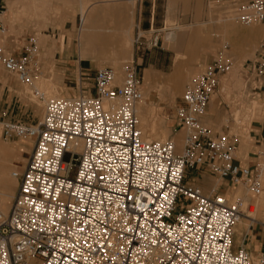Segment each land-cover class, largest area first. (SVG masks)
Masks as SVG:
<instances>
[{"label":"built area","instance_id":"2783aa9c","mask_svg":"<svg viewBox=\"0 0 264 264\" xmlns=\"http://www.w3.org/2000/svg\"><path fill=\"white\" fill-rule=\"evenodd\" d=\"M233 1L242 25L264 23V0ZM143 38L136 34V48L158 47V34ZM0 67L44 101L36 124L1 122L5 140L30 139L32 148L12 172L17 191L7 214L0 212V264H264V252L234 246L242 198L205 196L184 180L187 169H206L252 196L264 192L263 162L238 166L237 137L212 136L201 122L233 69L224 49L184 86L175 109L180 154L171 139H143L133 60L120 80L110 66L96 69L93 94L47 99L36 86L43 70L35 37L14 51L0 45ZM243 85L252 99L264 92V36L244 64Z\"/></svg>","mask_w":264,"mask_h":264},{"label":"rangeland","instance_id":"374dc122","mask_svg":"<svg viewBox=\"0 0 264 264\" xmlns=\"http://www.w3.org/2000/svg\"><path fill=\"white\" fill-rule=\"evenodd\" d=\"M87 3H94L96 9L100 11L107 0H0V24L3 26V30L0 27V45L13 50L20 48L24 38L33 36L37 39L43 76L36 86L47 93L46 99L51 98L53 94H57L56 97L77 95V90L73 86L74 81L78 79V71L67 70L66 72L65 69H60L55 62L54 53L56 44L64 39L77 40L80 9L82 4L88 5ZM157 4L153 29L156 30L155 34L159 35L158 47L149 49L140 47L138 50L139 53L143 51L151 53L149 61L155 63L154 67L140 71L141 64H136L143 90V100L137 105L144 112L142 116L137 115L143 139H171L175 144L176 153H181L184 131L176 126L175 109L180 103L184 86L194 74L210 63L217 51L224 49L226 55L232 59L236 72L233 73L232 69L222 78L219 90L210 99L205 123L221 135H237L240 146L244 148L239 153L238 156H240L245 153V148H248V143L252 140L250 132H259L258 128H261L259 123L264 124V92L261 91L252 99L248 97L243 85L244 64L258 49L264 36V23L242 25L235 18L233 0H158ZM228 22L243 29L259 28L252 34L243 30L229 35ZM116 31L115 25L108 23L97 32L103 40L110 34L115 35ZM170 35L174 39H168ZM133 38V36L130 37L129 45ZM129 60L130 57L117 62L114 54L109 55L106 52V55L101 56L98 67H112L120 80L122 63ZM176 62L180 65L182 78L178 91L174 92L172 84L178 83L180 77L175 71L176 66L178 67ZM68 72L69 75L66 74ZM85 82L88 83V81ZM30 91V88L17 82L14 75L0 67V109L11 101L17 106L14 113L16 118L36 124L43 114L44 101L35 100ZM252 103H257V106L250 112ZM151 125L155 127V130H150ZM1 130L0 124V152H3V162L8 163V173L19 171V165L21 168L24 167L31 152L32 141L30 139L5 140L1 136ZM260 152L263 155L258 162H263L264 165V145L260 147ZM14 180L15 184H12V187L11 184L6 183L0 186L1 192L12 190L10 205L18 186V181ZM235 187L232 194L226 196L227 202L232 203L236 198L244 197L243 212L249 204L255 207L254 200L258 198L248 194L242 185ZM261 198L260 203L264 201V194ZM259 204L252 214L256 220L261 218ZM237 239L238 231L234 234V242ZM31 264H37V260H33Z\"/></svg>","mask_w":264,"mask_h":264},{"label":"crops","instance_id":"0c3cea01","mask_svg":"<svg viewBox=\"0 0 264 264\" xmlns=\"http://www.w3.org/2000/svg\"><path fill=\"white\" fill-rule=\"evenodd\" d=\"M157 2L158 0H107L106 5L102 9L105 10V8H108V23L115 25L117 31L115 35L110 34L106 39L103 38L101 44L104 43V45L99 44L95 39L94 53H87L85 56L80 57V50L83 44L81 43L79 45L78 41L73 38L64 39L56 44L54 57L55 62L60 69H65L66 72L67 70L78 71L79 76L77 81H74L75 84L73 86V88H76L77 90V95L93 94V74L95 70L99 68L98 66L100 65L101 56L106 55V52L109 55L114 54L117 58V62L130 57L129 61L133 60L136 64H141L140 71L145 70L148 67H154L155 63L149 61L151 53H146L144 51L139 53V48H136L134 41H132L131 45H129V41L130 37H135L137 33L144 37L143 40H148L152 37L153 33L156 31L153 29V23L156 9L158 7ZM24 40L25 38L22 40V43ZM14 50L16 49H13V51ZM129 61H124L122 66ZM66 74L69 75V72ZM85 81H88V83ZM67 93L69 94L70 92ZM16 109L17 106L11 101L6 104V106L2 107L0 109V124L4 120L30 123L21 118H16V115L14 114ZM206 112L201 119V122L209 128L212 136L226 137L231 140L234 138L233 136L237 137L238 146L235 155V163L238 166L249 168L259 161L260 157L263 155L260 152V147L264 145V132L262 133V128L264 126L263 122L259 123L261 128L257 127L259 132H250L252 140L249 141L248 148H245V153L238 156L242 149H244L243 146H240L239 137L237 135H221L219 132L211 129L205 123L207 121ZM176 126L181 129L177 123ZM178 146H180V144H178ZM18 168L19 171L22 169L20 165ZM184 180L189 184L199 187L205 196L220 194L226 197L227 195L232 194V190L236 189L235 186H230L227 181L218 179L206 169H187ZM258 209L261 212V218L257 220V222L255 221V224H250L247 229L242 226L238 229V225L236 226L237 230L235 228V232L238 231V239L234 242V246L238 247L243 245L253 256H258L260 253L264 252V201L259 204ZM243 220V223H247L248 221L244 218ZM243 236H245V238L242 242Z\"/></svg>","mask_w":264,"mask_h":264},{"label":"bare ground","instance_id":"6f19581e","mask_svg":"<svg viewBox=\"0 0 264 264\" xmlns=\"http://www.w3.org/2000/svg\"><path fill=\"white\" fill-rule=\"evenodd\" d=\"M82 1V0H81ZM81 3V2H80ZM85 3V2H84ZM86 4V3H85ZM88 5H83L82 4V7L80 9L81 11V16H80V23H79V33H78V37H77V41H78V44L80 45L81 43L83 44V46L81 47V50H80V57H83L85 56L87 53H94V46H95V39H97V41L99 42V44H101L102 42V36L100 35V33H98L97 31L100 30L101 28H103L106 24H108V8H105L104 9H101L100 11H98L94 5V3H87ZM81 5V4H80ZM169 18V17H168ZM229 20V19H228ZM222 25V24H221ZM228 25V29H227V32L229 35H234L236 34L237 32L239 31H243V30H246L248 31L249 33H255L256 29L258 28H246V29H243V28H240L238 26H236L235 24H233L232 22H228L227 23ZM131 26V25H130ZM250 26V25H249ZM224 31V30H223ZM128 32V31H127ZM258 33V32H257ZM251 34L249 36H251ZM259 34V33H258ZM257 34V35H258ZM128 35V34H127ZM246 35V33H245ZM244 35V36H245ZM255 35V34H254ZM174 39V37L171 35L168 36V39ZM244 38V37H243ZM114 39V38H113ZM251 37L247 40L248 42L250 41ZM115 40V39H114ZM242 42L243 40L240 39ZM245 40V39H244ZM256 40V39H255ZM187 41V40H186ZM240 41V42H241ZM108 42V40H107ZM106 42V43H107ZM247 42V43H248ZM253 43V42H252ZM245 44V43H244ZM104 45V43H103ZM115 45V44H113ZM120 45V44H119ZM247 45V44H246ZM249 45V44H248ZM244 46V45H243ZM102 47V46H100ZM111 47V46H109ZM112 50V49H111ZM195 50V49H194ZM179 62V61H177ZM176 62V63H177ZM179 63H177L176 65H178ZM180 65H178V67L176 66V72L178 73V75L180 76L179 79H178V83H174L172 84V90L174 92H177L178 91V88L180 86V81H181V78L182 76L180 75ZM238 69V67H237ZM233 73L236 72V69L233 68ZM232 73V74H233ZM119 80V79H118ZM50 86V85H49ZM47 87V86H46ZM48 88V87H47ZM44 92V91H43ZM46 92H44V95L46 97ZM55 94L52 95V97H56V95L54 96ZM46 99V98H45ZM256 106H257V103H252V106H251V109H250V112L254 111L256 109ZM139 107H136V114L137 115H140L142 116L144 114L142 108H139ZM242 121V120H241ZM155 127L153 125L150 126V130H155L154 129ZM154 132V131H153ZM152 132V133H153ZM150 139V138H149ZM149 139H146L147 141H150ZM162 140V138H161ZM180 147V146H178ZM4 160V156H3V152L1 153L0 152V186L2 184V186L6 183L7 185H10L12 187V184H15V178L12 176V173H8L7 171V167H8V163H4L3 162ZM7 174L9 176H7ZM11 177V178H10ZM17 181V180H16ZM5 184V185H6ZM2 188H0L1 190ZM5 189V188H4ZM3 189V190H4ZM10 189V188H9ZM264 194L261 193L260 195L256 196V200H254V204H255V207H257V205L260 203V201H262L261 199V195ZM13 196V193H12V190H9V191H3L1 192L0 191V212L4 215H6V209L8 207V205H10V199L12 198ZM242 198V197H241ZM245 205V198L243 197L242 198V205H241V210L243 209ZM255 207L251 206L250 204L248 205V207L246 208L245 212L244 213V217L243 218H246L248 221L247 223H243V218L239 220L238 222V226L237 228L239 229V227H243L245 229H247L249 227L250 224H253L254 223V220L257 222V220L255 219V217H253V212H254V209ZM257 210V209H255ZM236 228V227H235ZM236 228V230H237Z\"/></svg>","mask_w":264,"mask_h":264}]
</instances>
